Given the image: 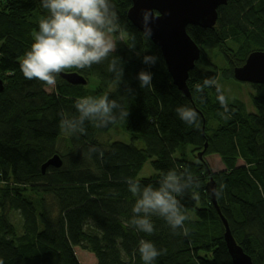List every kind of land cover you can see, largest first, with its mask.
<instances>
[{
  "label": "trees",
  "instance_id": "1",
  "mask_svg": "<svg viewBox=\"0 0 264 264\" xmlns=\"http://www.w3.org/2000/svg\"><path fill=\"white\" fill-rule=\"evenodd\" d=\"M110 3L119 23L115 51L91 68L65 71L83 77L84 86L60 76L49 86L26 79L20 67L47 10L41 0H0V259L3 264H80L73 251L78 247L95 264H144L138 251L144 239L162 250L153 264H231L224 227L206 190L212 180L217 208L236 244L253 264H264V85L249 84L251 112L242 101L229 100L216 83L204 86L205 79H218L204 49L220 50L228 63L222 76L231 79L252 47L264 51V0H227L213 27L187 28L201 49L187 80L190 98L173 84L159 48L129 21L131 0ZM113 58L115 68L122 69L115 84L116 71H109ZM141 71L152 74L153 87H140ZM91 81L97 82L94 88L88 87ZM106 92L119 106L113 115L119 117L121 107L128 110L125 122L97 128L85 118L76 130L68 129L70 135L62 132L61 120L78 121V98ZM182 106L197 112L194 124L180 119L176 109ZM116 126L129 144L103 140ZM62 138L68 155L59 156L60 167L42 172ZM214 157L222 166L218 172L206 162ZM147 162L154 173L140 178ZM170 169L180 177L177 199L188 217L186 231H173L158 216L151 218L152 234L138 231L130 226L136 197L128 181L156 188ZM11 213L20 217L19 228Z\"/></svg>",
  "mask_w": 264,
  "mask_h": 264
},
{
  "label": "clouds",
  "instance_id": "2",
  "mask_svg": "<svg viewBox=\"0 0 264 264\" xmlns=\"http://www.w3.org/2000/svg\"><path fill=\"white\" fill-rule=\"evenodd\" d=\"M41 6L47 10V15L40 18L38 30L32 34L33 42L30 49L25 52L20 63L26 79H35L53 86L61 73L73 68H91L115 51L117 40L114 33L119 30V23L110 0H41ZM150 18L153 19L151 11L145 10L142 13V25L146 39L152 34V29L148 27ZM144 59L147 62L155 58ZM116 62V58H113L109 64V71H116L114 84L119 82L122 74V69L115 68ZM151 81V73L145 71L139 73L141 88L153 87ZM211 83L216 81L205 79L204 86ZM217 86L219 88V85ZM218 99L227 112L225 96L220 94ZM117 107L119 106L116 101L108 99L107 92L95 97L84 96L78 98L75 103V108L79 112L78 121L61 120L59 126L65 135H70L68 129L76 130L77 123H82L85 118L93 120V125L97 128L125 122L129 115L128 110L121 107L120 115L117 117L112 112ZM176 111L180 119L188 124H194L198 119L197 112L190 107L182 106ZM97 120L99 123L95 122ZM79 131L83 132L84 129L80 128ZM128 186L131 194L136 197L130 226L152 234L154 225L151 218L158 216L163 218L173 231L177 229L186 231L184 222L188 217L177 199V196L182 194V185L180 177L174 170L170 169L156 188L151 184L141 188L138 180H129ZM138 251L144 264H153L162 254V250H158L152 241L144 239L139 241ZM0 264H3L2 259Z\"/></svg>",
  "mask_w": 264,
  "mask_h": 264
},
{
  "label": "water",
  "instance_id": "3",
  "mask_svg": "<svg viewBox=\"0 0 264 264\" xmlns=\"http://www.w3.org/2000/svg\"><path fill=\"white\" fill-rule=\"evenodd\" d=\"M226 3L227 0H131L127 13L129 21L143 33L142 13L151 11L153 19H149L148 27L152 29V34L149 39L159 48L173 84L187 98H190L187 87L189 72L201 55L200 47L188 35L187 28L213 27L217 20V9ZM59 76L71 85L86 84L83 77L73 72H63ZM233 79L241 83L264 85V51L251 52L242 66L233 68ZM2 90L3 83L0 80ZM201 156L202 153H199L198 158L201 159ZM61 164L60 157L54 155L43 164L42 172L48 167L58 168ZM206 190L224 227V241L231 264H253L251 258L236 244L226 219L217 208L216 185L212 180L207 183Z\"/></svg>",
  "mask_w": 264,
  "mask_h": 264
},
{
  "label": "rangeland",
  "instance_id": "4",
  "mask_svg": "<svg viewBox=\"0 0 264 264\" xmlns=\"http://www.w3.org/2000/svg\"><path fill=\"white\" fill-rule=\"evenodd\" d=\"M229 45H230V47L235 48L234 45H232V46H231V44H229ZM250 50L256 51V50H263V49L252 47ZM204 52H205V54H207L210 61L216 66V68L218 70V79L216 81V86L219 85V89L223 93H225V96L229 100H240L245 104L248 112L253 111V107H252L251 99H250L251 94H252V89H251L250 85L248 83H241V82H238L234 79L228 78L226 76H222L223 71L228 68V63L226 64L227 60L225 61V58H223L224 56L223 57L221 56L222 53L220 52V50L218 48H216V49L207 48V49H204ZM96 84H97V82L91 81V82H89L88 87L94 88L96 86ZM51 88L52 87L48 88L47 91H51ZM117 127H119V126H116V128ZM114 129H112L109 132V134L106 135L105 138H103V140L107 141L109 139L110 141H120V142L125 143V144L130 143V138L126 133L122 134L118 128L115 131H113ZM68 146H69L68 143L63 138L60 139L57 142V146H56L57 147V149H56L57 154L56 155H58L60 157H66L70 151V149H68ZM184 153H185V155L190 156V150L188 148L184 150ZM206 162H208L210 170L212 172H218V171L222 170V166H221L218 158H216V157H214V159L208 158V159H206ZM153 173H154V171L151 168L150 163L147 162L146 164H144L143 169L139 173V177L140 178H143V177L149 178ZM30 196H32V194H30ZM10 220L17 228H19L21 226V219L16 213L10 214ZM73 251H74L76 258L80 264H86L85 260L83 258H85L89 262L88 264H95L96 263L95 258L90 253L85 252L78 247H75Z\"/></svg>",
  "mask_w": 264,
  "mask_h": 264
},
{
  "label": "bare ground",
  "instance_id": "5",
  "mask_svg": "<svg viewBox=\"0 0 264 264\" xmlns=\"http://www.w3.org/2000/svg\"><path fill=\"white\" fill-rule=\"evenodd\" d=\"M83 259L85 260V263H86V264H88V263H89V262H88V261H87L85 258H83Z\"/></svg>",
  "mask_w": 264,
  "mask_h": 264
},
{
  "label": "crops",
  "instance_id": "6",
  "mask_svg": "<svg viewBox=\"0 0 264 264\" xmlns=\"http://www.w3.org/2000/svg\"><path fill=\"white\" fill-rule=\"evenodd\" d=\"M92 257V256H91ZM94 261V260H93Z\"/></svg>",
  "mask_w": 264,
  "mask_h": 264
}]
</instances>
